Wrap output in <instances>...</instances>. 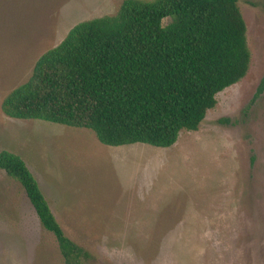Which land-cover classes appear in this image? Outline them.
Returning a JSON list of instances; mask_svg holds the SVG:
<instances>
[{
    "label": "rangeland",
    "instance_id": "1",
    "mask_svg": "<svg viewBox=\"0 0 264 264\" xmlns=\"http://www.w3.org/2000/svg\"><path fill=\"white\" fill-rule=\"evenodd\" d=\"M123 1L0 0V151L26 162L89 264H264V0L239 1L246 77L173 147H110L88 129L3 113L41 55ZM0 264H64L21 185L1 170Z\"/></svg>",
    "mask_w": 264,
    "mask_h": 264
},
{
    "label": "trees",
    "instance_id": "2",
    "mask_svg": "<svg viewBox=\"0 0 264 264\" xmlns=\"http://www.w3.org/2000/svg\"><path fill=\"white\" fill-rule=\"evenodd\" d=\"M240 0H124L81 22L35 63L2 102L17 120L88 129L106 146L167 149L199 130L217 96L250 68ZM264 93V77L257 96ZM0 170L23 188L64 264L93 255L67 236L26 162L0 151Z\"/></svg>",
    "mask_w": 264,
    "mask_h": 264
}]
</instances>
